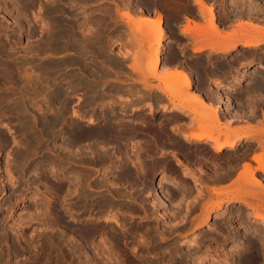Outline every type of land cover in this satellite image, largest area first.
Returning a JSON list of instances; mask_svg holds the SVG:
<instances>
[{"label": "rangeland", "instance_id": "rangeland-1", "mask_svg": "<svg viewBox=\"0 0 264 264\" xmlns=\"http://www.w3.org/2000/svg\"><path fill=\"white\" fill-rule=\"evenodd\" d=\"M52 1L57 0H0V41L2 43H8H5V47L8 53L10 52L9 54L7 53L9 58L6 64L8 66L10 64L11 66L15 62L20 69L18 70L17 65L15 63V65L13 64L16 68L13 67L14 73L11 76L15 77L16 72V78L19 77L14 80L9 75L7 77L5 73L3 74L5 69L1 71L3 67H0V264H61L63 262L68 264H134V256L132 253H137L135 254L137 256L143 250L142 247L139 249L137 247L145 246L147 242L148 244H160L162 247H174L171 250L173 252H171L172 255H178V258L185 257L186 264H211L212 258H221L224 262H227L233 251L242 248L243 245L238 241V243L231 242L232 248L227 251L226 249L208 247L205 244L211 245L213 241H232L236 238V235L243 236L249 249L248 253H243L234 260V263L242 264L244 261L252 260V264H262L264 262V224L258 223L259 226L257 225V227L251 226L253 212L239 201L240 197L246 198L247 201L255 204L257 207L261 209L263 207L262 212L264 214V199L257 200L253 197V194L258 193L257 187L255 188L254 185L250 184L253 186L251 189L249 185L245 190L242 187V190L245 191L244 195H241L244 193L242 190L238 191L240 187L237 185L239 184L237 181L227 188H215V191L212 188L203 195L202 190L199 189L197 191L198 186H193L191 180L200 182L205 177L204 170L202 168H188L183 171L184 174L190 170L193 171L185 174L186 179L183 180V183L189 186L188 212L181 218H178L176 214L170 217L166 212L167 207L163 208L165 214L160 212L157 214V211L151 212V209H149V200L152 199L149 191L153 187L151 179L157 177L155 176L157 167L153 161V152L143 151L141 146L138 147L136 145L132 148L137 149V151H129L128 145H126L127 142L125 143L124 151L114 153L108 152L106 146L109 143L106 142L93 145L92 147L88 144L89 139H85L78 146L67 144L69 138L66 132L69 127H71V130L77 129L83 132L97 131L107 118L104 114L107 116H117L124 113L123 118L120 119L121 121L129 120L128 124L135 121L140 122L148 128L147 130L140 129L145 133H150L149 129L152 127L151 116L155 113H160L161 116L164 114H175L176 117L183 115L190 118L185 128L194 123L193 121L196 115H190L183 109L166 111L164 109V100H158L155 104L137 106L134 102L127 101L132 96L121 95L118 97V94L114 95L118 98L111 97L117 105L98 104L96 105L97 109L99 108L103 111L94 115L91 114L89 112L90 107L86 104L87 89L83 88L85 84L82 85L83 87L74 90L70 82L72 78L70 74L75 71L72 67L77 65L81 70L83 69L82 76L87 75V71H90L91 68L85 71L86 63L81 58H76L77 62L67 67L62 61L74 60L70 54L71 50L51 51L50 53L49 50L45 52L40 48L43 41L45 42L50 39V31H53L54 28L53 24L52 26L50 24L53 19L52 16L48 15L47 9L52 8L53 3V6H56L58 2L59 4L62 2L60 7L63 6L61 8L66 9H63V17H70L69 12H73L75 9L76 11H82L77 14V16L82 18L79 21H84L86 19L85 14L87 13L90 15V19L103 17L101 15H95V12L110 13V25L114 27L120 25L119 28L123 29L122 33H125L124 38H126V41L128 40V45L125 40L120 39L108 42V54L101 59L107 60L106 64H110L114 59L118 61L124 59L130 69L129 76L133 77V73L138 72L142 86L147 89L161 87L164 89V86L168 85V76L167 83L164 81L167 75V69H161L159 71L158 63L154 64L153 62L154 51L161 49L163 43L162 38L160 39L159 45L155 42L150 43L148 40L150 39V34H143L139 31L138 26L142 23L141 18H146V15L137 17L134 12L131 14L129 9L123 8L122 6L118 10H100L101 7L107 6L106 3L99 4L100 2L117 0H74L75 3L71 0L73 5L71 2L64 0L66 2L65 6L63 0H58L53 3ZM201 1L203 5L208 4L206 0ZM221 1L230 3L231 6L227 7V9H233L232 7H235L236 11H240L241 9L245 13L236 16L240 21L232 31L233 33L226 34V37L229 35L232 36L234 33L238 37L247 34H257L260 39H264V22L262 21L264 19V2L262 0ZM84 2H88L86 4L87 9L77 5ZM10 10L11 12H9ZM64 10L65 13L68 10L67 14L64 13ZM126 11L129 15L131 14V20L123 17L122 13ZM222 11L226 12V8ZM206 13L204 12V23L197 24L199 25V34H202V36L205 35L204 38L207 43L211 41V44H213V38L215 37L216 39L219 37L220 42L223 40L221 43H224L227 39L225 40L223 35H218L219 33L214 24L213 9L211 8V13ZM16 15H19L17 16L18 19L15 18ZM154 21H157V19H154ZM209 21L213 23L212 28L209 26L211 29L208 27ZM206 29H209V32ZM88 30L90 29L86 26L82 27V32H87ZM48 34L49 37H47ZM141 34L144 36L142 37ZM198 45L196 44L195 46L199 48L200 46ZM8 47L13 51L9 50ZM196 47L194 48L198 50ZM236 48L240 49L244 47L237 45ZM245 48L252 51H262L264 50V45L259 47L260 49ZM32 49V52L35 54L30 52ZM38 49L41 52H36ZM140 49L143 51L141 52ZM144 50L146 53H144ZM11 53L15 54L12 56ZM31 53L33 54L32 56ZM111 55L113 56L111 57ZM136 55H139L140 59ZM138 59L140 60L139 63ZM9 61L10 63H8ZM59 64L63 66H59ZM152 72L155 73V77H152ZM3 76L6 78L4 79ZM88 76L93 77V75ZM124 80L132 82L128 78H124ZM102 81L104 83L108 82L105 79ZM90 83L95 88L102 85L101 83L98 84L92 81ZM25 85L27 86L25 87ZM57 87L61 88V93L55 97L54 90ZM94 90L98 94L102 93L101 90ZM191 92L189 86L186 89L187 94L185 93L184 97H190ZM55 98L59 102H55ZM198 98V100L196 99L195 106L207 107L206 109L208 111L206 109L201 110V107L195 110L196 113L199 114L201 111H204L207 115L209 112L207 117H212V120L214 116H218L217 120L219 125L212 122L213 126H217L218 131H225L228 134L230 130H233L231 128V122L223 121L220 117V109H222V106L218 107L210 104L212 107L210 108L209 105L207 106L208 103L206 101L201 99V97ZM93 99L98 100V98ZM64 101L67 104H62ZM5 102H8L6 106L3 105ZM186 104L190 105V102ZM5 108H9L12 118H4ZM150 108H153L155 113L148 114ZM252 108L258 109L259 107L253 106ZM198 114L196 117L199 116ZM92 115L99 119L94 125L88 124V118ZM132 116L142 118H132ZM54 120H57L56 126L54 125L55 130L45 126L46 124L50 125ZM159 122L161 125L165 121L160 118ZM209 122L211 120L208 119L207 123H204V126L209 127V124H212ZM172 124L175 123L173 122ZM22 129H27V132L22 131ZM184 130V133H189L192 129ZM198 130H192V133ZM238 130L241 129L236 128L233 131ZM245 130L249 129L246 128ZM252 130V134L255 135L254 138L257 137L264 142V120L253 125ZM220 133L223 134L224 132ZM220 136L219 140L224 138L223 135L221 138ZM254 138L251 139L252 142L250 143V139L241 138L237 143L238 146L236 145L232 149H224L230 150L228 153H224V150L216 153L212 152L207 145H212L209 141L197 145L191 143L189 147L192 150L200 151L204 157L212 161V165L215 167L209 166L206 170L210 176L233 178L242 169L231 171L228 168L224 169V165H220L221 167H219L217 164L225 160L223 154L233 156L235 154L234 151L239 150L240 147L249 148V146L253 147L258 144ZM244 139L247 143L241 146V143H243L241 141ZM90 140L101 141L96 138ZM253 149L254 147L250 149L252 156L260 153L259 147L256 150ZM23 151L29 152L27 158L20 157V154L25 153ZM253 161L245 164L250 165L252 169H256L258 163H254ZM34 173L39 174L35 175ZM176 177L180 178V175ZM255 177L260 180L262 178L264 184V174L262 172L257 170ZM161 178L167 180V175L162 173ZM246 189L248 192H246ZM247 193H250L251 196H246ZM237 195L240 197H235ZM262 197L264 198V196ZM154 200L159 206H154V208H161L162 203L159 197L157 196ZM218 204L222 205L221 208H217L218 210H216L215 206ZM180 205L181 201H178L177 208H173V211L176 212ZM161 214H164L163 218L160 217ZM105 218H116L126 228L123 230L111 222H105ZM175 221L177 222L174 223ZM196 224H199V228L196 227ZM79 227H92L95 229V234L87 241L88 245H91V250L88 249L89 252L87 251L86 254L81 250H72L77 239L70 240V242L68 241V236L58 238L60 230L65 231L70 228ZM144 230L146 234L143 235ZM194 237L198 238L199 244L197 246L191 243L195 240ZM211 237H214V239H210ZM51 239H53L52 242H54L53 245L55 247L52 250H48L49 248L44 243L51 241ZM59 243H63L65 246ZM212 245H215V243H212ZM70 246L72 247L70 248ZM121 247L126 249L123 250ZM133 248H136L135 251H133ZM127 257H130L133 261ZM52 261L55 262L53 263Z\"/></svg>", "mask_w": 264, "mask_h": 264}, {"label": "flooded vegetation", "instance_id": "flooded-vegetation-1", "mask_svg": "<svg viewBox=\"0 0 264 264\" xmlns=\"http://www.w3.org/2000/svg\"><path fill=\"white\" fill-rule=\"evenodd\" d=\"M206 1H208V4L204 3L206 6L203 4L199 5L196 0H183L182 3L179 2L175 4L165 3L161 0H132L131 2L127 3L123 2V0H117L104 1L100 2L99 4H107V6L100 8V10L103 11L110 9L118 10L119 7L122 6L123 8L129 9L131 14H133L134 12L137 17H139L140 15H146V19L151 20L157 19V14L160 13L162 15L161 28L163 30V43L160 49L158 70L160 71L161 69H167L170 71H181L188 73L191 77L190 90L193 93L194 91H200L198 92V94L200 96L202 95L201 98H203L206 103L211 102V104L213 103L218 107L222 106V109H220V117L223 121L230 120L229 122H231V128L233 130L238 127L251 129L253 125L264 120V84L252 83L257 81V78L253 80V78H255L254 76L250 74L242 75V72H251V70L253 71L255 67L259 66L264 67V50L252 51L244 47L240 49L235 48L227 52L220 50L213 51V49L211 50L207 48V45L204 46L203 43L206 41V39L202 36V34H199V29L196 28L199 26L197 24L204 23L205 20L204 12L206 13L207 10H203L202 8L206 7L208 9L209 7H211L213 9L214 24L220 36L230 34L236 28L238 22L240 21L236 17L237 11L235 7H232L233 9H227V7L231 6L230 3H226L221 0ZM262 2H264V0H262ZM87 3L88 2H84L77 5L86 8ZM224 8H226V12L222 11L224 10ZM81 12L82 11H76L75 9L73 12H70L69 19L74 33L75 35H78L79 27L81 25H85L92 31V34L89 35L88 39H86L84 43H74V45L72 44V50L70 54L74 59L80 57L88 58L89 60H87L85 64V71H87L88 68H91V70L87 71V75L82 76L81 73L83 69L81 70V68L76 65L72 67L75 71L74 73H71V75L74 77L71 80L75 81L85 77L86 79H88V81H92L98 84L101 83L102 85L97 86V88L91 86L92 88L97 89V91H102L101 94L97 93V96L94 95V98H98L97 101L93 100L96 105L112 103L117 105L113 100V98L116 97L114 96L115 94H118V97L121 95L132 96V98L127 99V101L134 102V104H136L137 106L155 104L158 101V95L160 96V94H156L157 92H154L155 89H147L142 87V82L140 81V75L138 72L133 73V77H130V69L128 67V64L125 63L124 59H121L119 61L114 59V61L110 62V64H106L107 60L101 59L106 57L108 54V42L116 41L119 39L126 41V38H124L125 33H122L123 29L119 28L120 25H117L115 27L113 25H110L111 15L107 12H95V15H101L103 17H96L94 19H90V15L87 13L85 14L86 19L84 21H79V19L82 18L80 16H77V14ZM262 21L264 22V19ZM187 26L190 29L187 28ZM213 39H215L214 42L219 43V37L218 39H216V37ZM81 40L82 39L79 38L78 42ZM198 42H200L199 46H203V49L200 51H196V49H194V47H196L195 45L198 44ZM112 56L113 55H111V57ZM74 61L77 62L76 60ZM206 64L208 66H206ZM239 71L241 72L239 73ZM88 75H93V77H89ZM239 75L240 77H238ZM124 78L131 79L132 82L126 81L124 80ZM103 79L108 80V82L104 83L102 81ZM258 79L260 78L258 77ZM193 88H195L196 90ZM152 91L154 94L152 93ZM252 91L256 93H253ZM224 92L225 94L229 93V97H227ZM224 96H226L227 99ZM256 96H259V98L257 99ZM160 97L161 98L159 99L165 100L164 98H162V96ZM224 99L226 100L227 104L225 103ZM7 103L5 102L3 105H6ZM253 106H258L259 108L253 109ZM4 110V118H12L9 108H5ZM123 116L124 115H117L113 118L119 120L123 118ZM177 117L175 114L167 115L166 120H164L165 122L161 124V126L159 124L161 114L155 113L153 114V116H151L152 127L150 129V133L142 132L140 130L141 128L145 130H147L148 128L142 123L135 121L131 123V128L134 130L131 131L130 134L125 138L116 139L113 136L111 138H107L104 141L106 143H109V145L106 146V149L109 153L124 151L126 142L129 151H137V149L132 148L136 145L138 147L141 146L143 151L153 152V161L157 167L155 170V176L157 177L151 179V184L153 185V187L149 191L152 198L151 200H149V209H151V212L157 211V214H159V212H165L163 208L157 209L154 208L151 204L160 193L157 182L160 181L162 173H164L167 175L168 184L166 185L167 188L165 187L166 191L164 190L168 198L165 201L167 203L169 202L166 212L168 215H170V217L173 214H176L178 218H181L185 215L186 212H188L187 202L189 195V186L183 183V180L186 179V177L183 176L184 170L188 168H202L204 170L205 177L201 180L202 186L201 183H197L196 185L191 180L193 186H198V189L196 190H202L203 195L212 188H227L232 186L234 183V178L227 177L222 180H214V178L209 175V173L206 171L208 167H215L214 165H212V161L204 157V155L201 154L200 151L190 149V144L182 138L183 131L190 118H187L183 115L181 117ZM132 118L142 117L132 116ZM119 122L129 123V120H123ZM173 122L175 124H172ZM176 125L179 126L176 127ZM170 126H172V128ZM242 142L243 143L241 144V146L247 143L245 139ZM89 144L92 145L95 144V142L90 140ZM207 145L208 147H210L209 144ZM257 146L258 144L253 146V150H256L258 148ZM253 147H240L239 150L234 151L235 154H233V156L223 154V158H225V160L218 163L217 165L219 167H221L220 165H224V169L228 168L231 171L240 169L243 167L244 163L253 161L254 155L252 156L250 152V149ZM228 151L230 150H224V153H228ZM253 162L255 163V161ZM178 175H180V178L176 177ZM170 183L173 187L170 185ZM174 184L176 185V188L174 187ZM178 201H181V205L175 212L173 211V208H177ZM177 221H175L174 223H176ZM210 239L213 240L214 237H211ZM231 242V240L222 242L213 241L211 242V245H205L208 247L210 246L212 248L226 249L227 251H229L232 248ZM212 243H215V245H212ZM224 246L226 247L224 248ZM141 247L144 250H141L138 254V259L135 261L136 264L187 263L184 257H172L171 246L162 247L160 246V244H149L137 247V249ZM135 249L136 248H133V251H135ZM141 252H143V254H141ZM252 262V260H249L244 261L242 264H252ZM262 264H264V262Z\"/></svg>", "mask_w": 264, "mask_h": 264}, {"label": "bare ground", "instance_id": "bare-ground-1", "mask_svg": "<svg viewBox=\"0 0 264 264\" xmlns=\"http://www.w3.org/2000/svg\"><path fill=\"white\" fill-rule=\"evenodd\" d=\"M9 1H11V0H9ZM58 1V0H57ZM57 1H52V3L53 2H57ZM61 1V0H60ZM74 1V0H73ZM132 0H123V2H125V3H127V2H131ZM161 1H163V2H165V3H170V4H175V3H182L183 1L182 0H161ZM182 1V2H181ZM2 2V1H1ZM4 2V1H3ZM63 2H64V0H63ZM67 2H71V0H67ZM185 2V1H184ZM187 2V1H186ZM196 2L199 4V5H202L203 4V2L201 1V0H196ZM62 2H60V4H61ZM65 3L66 2H64V6H65ZM74 3H75V1H74ZM164 3V4H165ZM6 4V3H5ZM4 4V5H5ZM60 4H59V2H58V4H56V6H53L54 5V3L52 4V8L50 7H48L49 9H47V11H48V15H50V16H52V21H51V26H52V24H53V31H50L51 32V36H50V39L49 38H46V39H49V40H47V41H43V43L41 44V50H44L45 52H46V50H49L50 51V53H51V51H53V52H56V51H65V50H72V44L74 45V43H84V41L86 40V39H88V37H89V35H91L92 34V31L91 30H88L87 32H82V27L83 26H85V25H81L80 27H79V33H78V35H75V33H74V30H73V28H72V26H71V22H70V19H69V17H63V9H65V8H61V7H63V6H61L60 7ZM68 4V3H67ZM71 4L73 5V3L71 2ZM70 4V5H71ZM176 5H178V4H176ZM180 5V4H179ZM182 5V4H181ZM6 7H7V5H6ZM71 7V6H70ZM203 10H208V12L207 13H211V8H202ZM66 10V9H65ZM65 10H64V13H65ZM238 10V9H237ZM5 11L7 12V10H6V8H5ZM68 11V10H67ZM67 11H66V13L65 14H67ZM128 11V10H127ZM127 11L126 12H124L122 15H123V17H125L127 20H131V14L129 15V13H127ZM9 12H11V10L9 11ZM129 12V11H128ZM70 13V12H69ZM68 13V14H69ZM10 14V13H9ZM243 14H245L244 13V11H241V9H240V11H237V15H243ZM47 15V16H48ZM17 16H19V15H16L15 16V18H17ZM67 16V15H66ZM18 19V18H17ZM211 19H212V16H211ZM67 20V21H66ZM141 20H142V23L138 26V29H139V31L141 32V33H147V34H150L149 35V38L150 39H148L149 40V42L150 43H152V42H155L157 45H159V43H160V39L162 38V35H163V30H162V28H161V20H162V15L160 14V13H158L157 14V21H154V20H150V19H146V18H141ZM130 22V21H129ZM249 24V23H248ZM46 25V24H45ZM213 27V23L212 22H210L209 21V24H208V27ZM252 26V25H251ZM195 27V26H194ZM209 27V28H210ZM253 27V26H252ZM187 28H189L188 26H187ZM196 28H198L199 29V26L198 27H196ZM210 28V29H211ZM259 28V27H258ZM190 29V28H189ZM189 29H187V30H189ZM194 29V28H193ZM33 30V29H32ZM50 30H52V29H50ZM207 30V29H206ZM209 30V29H208ZM207 30V31H208ZM138 31V33H140ZM206 32V31H205ZM209 32V31H208ZM231 33H233V32H231ZM32 34V33H31ZM146 34V35H147ZM140 35V34H139ZM142 35V34H141ZM219 35V34H218ZM236 34L234 33V35H232V36H224V39L226 40L224 43H221L223 40H222V37H221V42H220V40H219V43L218 44H216V42H212L213 44H211V41L210 42H208V43H210V44H208L207 43V41H205L204 43H203V45L205 46L206 45V43H207V45H209L207 48H209V49H213V51L214 50H220V51H230V50H232V49H235L236 48V46L237 45H242L243 47H247V48H254V49H256V48H259V47H261L262 45H264V39H260V38H253V39H251L250 40V38H251V36L250 35H244V36H242V37H238V35L237 36H235ZM2 36H4V35H2ZM144 35H142V37H143ZM205 36V35H204ZM203 36V37H204ZM208 37H209V35H207ZM249 36V37H248ZM7 37V36H6ZM47 37H49V34H48V36ZM203 37H201V38H203ZM226 37V38H225ZM255 37V36H254ZM79 38H81L82 40L81 41H79L78 42V39ZM199 38V37H198ZM4 39V38H3ZM218 39V38H217ZM147 40V41H148ZM156 40V41H155ZM212 40V39H211ZM215 40V39H214ZM6 41V40H5ZM128 41V40H127ZM126 41V44L128 43ZM130 41V40H129ZM10 42V41H9ZM135 42V41H134ZM4 43V44H3ZM1 42L0 41V67L2 66L3 67V69H1V71H3L4 69V71H3V74L5 73V75L8 77V75L10 76V77H12L11 76V74H13L14 73V70H13V67H15L14 65L16 64L15 62V64L13 65L12 63V68H11V66H10V64H9V66H8V64H6L7 63V61H8V58H9V56L7 55V53H8V51L6 50V47H5V43L6 42ZM130 43H132V42H130ZM200 42H198V44H199ZM6 44H8V43H6ZM19 44V43H18ZM128 45V44H127ZM130 45V44H129ZM132 45V44H131ZM156 45V46H157ZM200 45V44H199ZM198 45V46H199ZM14 46V45H13ZM136 46V45H135ZM9 47H11V46H9ZM8 47V48H9ZM36 47H37V45H36ZM133 47V46H132ZM139 47V46H138ZM203 47V46H202ZM201 46L199 47V48H197L198 50H196V51H200V50H202L203 48H202ZM12 48V47H11ZM31 48V47H30ZM30 48H28V49H30ZM33 48V47H32ZM35 48V47H34ZM157 48V47H156ZM159 48V47H158ZM205 48V47H204ZM218 48V49H217ZM13 49V48H12ZM12 49H10L9 48V50H12ZM22 49V48H21ZM137 49V48H136ZM149 49V48H148ZM154 49V48H153ZM195 49V48H194ZM260 49V48H259ZM141 50V49H140ZM151 50V49H150ZM149 50V51H150ZM13 51V50H12ZM26 51V50H25ZM33 51V49L30 51V52H32ZM38 51H40L39 49L36 51V52H38ZM143 50H141V52H142ZM145 51V50H144ZM159 51H160V49H159ZM159 51H158V49H156V51H154V59H153V62H154V64H157L158 63V61H159V57H158V54H159ZM204 51V50H203ZM18 52V51H17ZM41 52V51H40ZM48 52V51H47ZM137 52H138V50H137ZM140 52V51H139ZM226 52V53H227ZM10 53V52H9ZM8 53V54H9ZM21 53V52H20ZM32 53H34V52H32ZM31 53V56L33 55ZM39 53V52H38ZM144 53H146V51L144 52ZM144 53H142V54H144ZM149 53V52H148ZM151 53H152V51H151ZM150 53V54H151ZM12 54V53H11ZM15 54V53H14ZM14 54H12V56L14 55ZM35 54V53H34ZM138 54V53H137ZM141 54V55H142ZM54 55V54H53ZM133 55V54H132ZM140 55V54H139ZM139 55H136L139 59H140V56ZM152 55V54H151ZM12 56H11V58H12ZM143 56V55H142ZM147 57H149V56H147ZM81 58V60L83 61V62H85L86 63V61L87 60H89L88 58H85V57H80ZM153 58V57H152ZM215 58V57H214ZM138 59V60H139ZM16 60V59H15ZM74 60H76V59H74ZM74 60H65V61H62V62H64L66 65H67V67H69L68 65H71L72 63L74 64V63H76ZM137 60V61H138ZM142 60V59H141ZM17 61V60H16ZM77 61V60H76ZM140 62V60L138 61V63ZM152 62V63H153ZM8 63H10V61L8 62ZM18 63V62H17ZM29 64V63H28ZM208 64V63H207ZM206 64V66H208ZM17 66V69L18 70H20L19 68H18V64H16ZM35 65V64H34ZM65 65V66H66ZM140 65H141V63H140ZM37 66V65H36ZM59 66H63L62 64L60 65L59 64ZM139 66V65H138ZM153 66V65H152ZM1 67V68H2ZM15 67V68H16ZM143 67V66H142ZM141 67V68H142ZM154 67V66H153ZM212 67V66H211ZM14 68V69H15ZM20 68H21V66H20ZM41 68V67H40ZM43 68V67H42ZM247 68H249V67H247ZM13 70V72H12V70ZM23 69V68H22ZM18 70H16V71H18ZM138 70V69H137ZM188 70V69H187ZM242 70V69H241ZM22 71V70H21ZM20 71V72H21ZM25 71V70H24ZM41 71H43L42 69H41ZM164 72H165V70H164ZM241 71H239V73H240ZM18 73H19V71H18ZM167 73V75H166V80L164 79V81L166 82L167 81V79H168V85H165L164 86V89H162V88H157V89H155L154 90V92H156V91H160V93L162 94V98H164L165 100V102H164V109L167 111V110H169V111H175V110H180V109H183L185 112H188L190 115H196L197 116V114L198 113H196L195 112V110L196 109H198V108H201L202 106H195V104H196V97H201L199 94H198V92H200V91H198V92H196V91H194V93L193 92H191L192 94H191V96L190 97H188V98H186V97H184L185 96V93H186V89H188V87L190 86V84H191V77H190V75L189 74H187V73H182V72H166ZM22 74V73H21ZM152 74V77H155L156 75H154L155 73L154 72H152L151 73ZM247 74H250V75H252V76H254L255 78H253V80H255L256 78V80L257 81H255V82H252V83H255V84H264V67H262V66H259V67H255L254 68V70L252 71L251 70V72L249 71V72H247V71H243L242 72V75H247ZM15 75L17 76V74H16V72H15ZM69 75V74H68ZM71 75V74H70ZM231 75V74H230ZM16 76L14 77H12V78H14V80H16V79H18L19 77H17L16 78ZM20 76V75H19ZM67 76V75H66ZM167 76H168V78H167ZM4 77V79L6 78L5 76H3ZM9 77V78H10ZM234 77V76H233ZM238 77H240V75L238 76ZM242 77V76H241ZM258 77L260 78V79H258ZM12 78H11V80H12ZM16 78V79H15ZM22 78V77H21ZM72 78H74L73 76H72ZM71 78V79H72ZM236 78V77H235ZM3 79V78H2ZM70 79V82H71V84H72V88L75 90L76 88H81V87H83L82 85H84L85 84V86L83 87V88H85V89H87L86 90V94H87V101H86V104L90 107L89 109H90V113L91 114H96V113H98V112H101V111H103L102 109H97V107H96V104L93 102V98H94V95H96L97 96V92L91 87L92 86V84L90 83V81H88V79H86L85 77H83L82 79H79V80H75V81H72ZM10 80V81H11ZM13 80V81H14ZM25 80V79H24ZM23 80V81H24ZM85 80V81H84ZM235 80V79H234ZM9 81V80H8ZM170 81V82H169ZM239 81V80H238ZM25 82V81H24ZM12 83V82H11ZM167 83V82H166ZM170 83V84H169ZM236 83V82H235ZM247 83V82H246ZM7 84V83H6ZM13 84V83H12ZM26 84V83H25ZM61 84V83H60ZM231 84V83H230ZM234 84V83H233ZM23 85V84H22ZM237 85V84H236ZM14 86V85H13ZM27 85H25V87H26ZM192 86V85H191ZM232 86V85H231ZM238 86V85H237ZM246 86V85H245ZM20 87V86H19ZM143 87V86H142ZM12 89V88H11ZM193 89H195V88H193ZM226 89H227V87H226ZM233 89V88H232ZM5 90V89H4ZM13 90V89H12ZM196 90V89H195ZM229 90V89H228ZM54 92H55V97H57L60 93H61V88L60 87H57V88H55V90H54ZM253 92V91H252ZM21 93V92H20ZM152 93H153V91H152ZM251 93V92H250ZM253 93H256V92H253ZM252 93V94H253ZM10 94V93H9ZM14 94V93H13ZM13 94H11V95H13ZM154 94V93H153ZM187 94V93H186ZM202 94V93H201ZM224 94H225V92H224ZM260 94V93H259ZM227 97H229V93H226L225 94ZM250 95V94H249ZM263 95V94H262ZM6 96V95H5ZM14 96V95H13ZM95 96V97H96ZM155 96V95H154ZM226 96H224V97H226ZM252 96V95H251ZM12 97V96H11ZM25 97V96H24ZM23 97V98H24ZM156 97V96H155ZM213 97V96H212ZM211 97V98H212ZM227 97H226V99H227ZM254 97V96H253ZM257 97V99L259 98V96H256ZM255 97V98H256ZM262 97V96H261ZM263 97H264V95H263ZM13 98V97H12ZM28 98V97H27ZM252 98V97H251ZM254 98V99H255ZM15 99V98H14ZM14 99H13V101H14ZM56 100H55V102H59L58 101V99L57 98H55ZM201 99H203V98H201ZM158 100H160V101H162L161 99H159L158 98ZM225 100V99H224ZM230 100V99H229ZM3 101V100H2ZM5 101V100H4ZM8 101V100H7ZM10 101V100H9ZM12 101V100H11ZM94 101H96V100H94ZM15 102V101H14ZM187 102H190V105L188 104H186ZM229 102V101H228ZM3 103V102H2ZM7 103V102H6ZM225 103H226V100H225ZM13 104V103H12ZM62 104H67V102L65 103V101L62 103ZM114 103H112V105H113ZM210 104H211V102L209 103L208 102V104H207V106L209 105L210 106ZM213 104V103H212ZM211 104V105H212ZM227 104V103H226ZM23 105V104H22ZM98 105V104H97ZM101 105H106V104H101ZM109 105V104H108ZM203 105V104H202ZM204 105H206V104H204ZM6 106V105H5ZM12 106V105H11ZM14 106V105H13ZM16 106V105H15ZM8 107V106H7ZM215 107V106H214ZM229 107H230V105H229ZM207 108V107H206ZM206 108H203L202 107V109L201 110H205ZM210 108H212L211 106H210ZM14 109V108H13ZM97 109V110H96ZM24 110V109H23ZM21 111V110H20ZM206 111H208L207 109H206ZM11 112V111H10ZM14 113H15V111H14ZM23 113H25V112H23ZM153 113H155V111H154V109L153 108H150L149 110H148V114H153ZM209 113V112H208ZM208 113H207V115H206V112H204V111H201L198 115V117H196L195 116V119H194V123H192V125H189L187 128H185V129H192V130H194L195 131V129H199L197 132H194V133H192V130L189 132V133H184V131L183 130H181V131H183V134H182V138L187 142V143H189V144H201V143H204L205 141H209V142H211L212 143V146L210 145V149L212 150V152H214V153H216V152H220V151H222V150H224V149H232V148H234L236 145H237V143H238V141L241 139V138H248V139H250V142H252L251 141V139H253L254 137H255V135H253L252 134V132H253V130H247L246 132H243V134H240V132H237V131H231L230 130V132L228 131V129H227V131L229 132L228 134H230V135H228L225 131H218V128H216L215 127V125L213 126V123L214 124H218V120H217V118H218V116L216 117V116H214V118H213V120L211 119V118H209V117H207L208 116ZM27 114V113H26ZM124 114V113H123ZM123 114H121V115H123ZM15 115V114H14ZM93 115L92 116H90L89 118H88V124H90V125H94L95 123H96V121H98L99 119L96 117H93ZM16 116V115H15ZM104 116L105 117H107L106 119H105V121H104V124H102V126H101V128H99L97 131H88V132H83V131H81V130H71V127H69L68 128V130H67V132H66V135L68 136V142H67V144H69V145H74V146H78V144H80V143H82L85 139L87 140V139H89V141H90V139H93V138H96V139H100L101 141H97V140H92V141H94L95 142V144H92L91 145V147L93 146V145H96V144H99V143H103V142H105L104 140H106L107 138H111V137H115L116 139H122V138H125L126 136H128L129 134H130V132L131 131H133L134 129H132L131 128V126H129V125H131V123L130 124H128V123H121V122H119V120H117V119H114L113 117H115L114 115H111V116H107L106 114H104ZM18 117V116H17ZM167 117V114H164V115H162L161 116V118H162V120H166L165 118ZM233 118V117H232ZM57 119V118H56ZM208 119L209 120H211V122H209V123H212V124H209V127H207V126H204V123H207V121H208ZM232 120V119H231ZM121 121V120H120ZM230 121V120H229ZM53 123H51L50 125H48V124H46L45 126H47V128H52V129H54V127L56 126L55 124L57 123V120H54V121H52ZM17 123V122H16ZM120 123V124H119ZM128 124V125H127ZM22 125V124H21ZM27 125V124H26ZM55 125V126H54ZM144 125V124H143ZM180 125V124H179ZM178 125V126H179ZM182 125V124H181ZM211 125V126H210ZM219 125V124H218ZM24 126V125H23ZM28 126V125H27ZM177 125H176V127H178ZM187 126V125H186ZM16 127V126H15ZM44 127V126H43ZM171 128H172V126H170ZM219 127V126H218ZM23 128V127H22ZM26 128V127H25ZM29 128V127H28ZM45 128V127H44ZM173 128H175V127H173ZM224 128V127H223ZM229 128V127H228ZM151 129V128H150ZM149 129V130H150ZM24 129H22V131H23ZM55 130V129H54ZM57 130V129H56ZM174 130V129H173ZM226 130V129H225ZM21 131V130H20ZM27 132V129L26 130H24V132ZM45 131V130H44ZM162 131H163V129H162ZM178 131V130H177ZM46 132V131H45ZM49 132V131H48ZM47 132V133H48ZM69 132V133H68ZM171 132V131H170ZM180 132V131H179ZM220 132H224L223 134L222 133H220ZM68 133V134H67ZM182 133V132H181ZM226 133V134H225ZM23 134V133H22ZM49 134V133H48ZM47 134V135H48ZM56 134V133H55ZM160 134V133H159ZM164 134V133H163ZM20 135V134H19ZM175 135V134H174ZM223 135L224 136V138L222 139L221 138V136ZM49 136H50V134H49ZM56 136V135H55ZM54 136V137H55ZM219 136H220V138H221V140H219ZM0 137H1V135H0ZM25 137V136H24ZM180 139V138H179ZM254 139H256V141L258 142V146L257 147H259L260 148V153H258L257 155H254V157H253V160L256 162V163H258V167L256 168V169H252L251 167H250V165H248V164H245L244 163V165H243V170L241 171V173L239 174V177H238V181H237V183H239V184H237L239 187V190L238 191H241L243 188L242 187H244V190H245V188H247V186L249 185L250 186V189L253 187L252 185H254L255 186V188L257 187V190H258V193H256V194H253L254 196V198L255 199H257V200H262V199H264L263 197L261 198V196H264V184H263V182H262V178H261V180L260 179H258L257 177H255V172L258 170L259 172H262L263 174H264V142L263 141H261L260 139H258L257 137L256 138H254ZM244 141V140H243ZM246 141V140H245ZM30 142V141H29ZM242 142V141H241ZM30 143H32V142H30ZM88 144H89V142H88ZM242 144V143H241ZM90 145V144H89ZM258 149V148H257ZM27 150V149H26ZM29 151V150H28ZM22 152V151H21ZM23 152H25V153H22V154H20V157L21 158H27L29 155V152H26V151H23ZM19 156V155H18ZM19 157V158H20ZM20 158V159H21ZM22 160V159H21ZM23 160H25V159H23ZM205 163V162H204ZM228 170H230V169H228ZM35 171V170H34ZM190 173L191 172H193V171H189ZM189 172H187V173H185V174H188ZM37 173V172H36ZM35 174V173H34ZM39 174V173H38ZM38 174H35V175H38ZM185 174H183V176L185 177ZM223 174V173H222ZM53 175V174H52ZM211 177H213V176H211ZM192 178H193V175H192ZM208 178V177H207ZM214 178V180L215 179H217V180H221V178L222 177H213ZM194 179H196V178H194ZM209 179V178H208ZM223 179V178H222ZM193 181V180H192ZM191 181V182H192ZM206 181H207V179H206ZM240 181H242V182H240ZM196 185H197V183H200V182H195V180L193 181ZM217 182V181H216ZM251 182V183H250ZM158 184V189H160V193H159V190H158V193H159V195H158V197H159V199H160V201H161V203H162V206H161V208H164V207H167V205H168V203L165 201L166 199H168L167 198V196H166V193H165V187H166V185H168L167 184V180L165 179V178H161L160 179V181L159 182H157ZM172 183V182H171ZM171 183H170V185H171ZM175 183V182H174ZM204 183H205V181H204ZM206 184H207V182H206ZM244 184V185H243ZM250 184H252V185H250ZM203 185H205V184H203ZM235 185H236V183H235ZM234 185V186H235ZM172 186V185H171ZM176 185L174 184V187H175ZM201 186H202V183H201ZM206 186H208V185H206ZM248 186V187H249ZM169 187V186H168ZM173 187V186H172ZM167 188V187H166ZM171 188V187H170ZM169 188V189H170ZM176 188V187H175ZM204 188V187H203ZM212 188V187H211ZM235 188H237V186H235ZM172 189V188H171ZM165 190V191H164ZM174 190H176V189H174ZM244 190H242L244 193H242L241 195H244L245 194V191ZM214 191H215V189H214ZM246 192H248L247 191V189H246ZM1 195V194H0ZM239 195V194H238ZM238 195L237 196H235V197H238ZM247 195H250V193H247L246 194V196ZM251 196V195H250ZM170 197V196H169ZM234 197V196H233ZM232 197V198H233ZM240 197V196H239ZM238 197V198H239ZM244 197V196H243ZM234 201V200H233ZM239 201L240 202H242L247 208H249V209H251V211L253 212V221H252V224H251V226H254V227H257V225H258V223H263L264 224V214H263V207H262V209L260 208V207H257L255 204H252V203H250L249 201H247V199L246 198H242V197H240L239 198ZM256 202V201H255ZM232 203V202H231ZM236 203V202H235ZM256 203H259V202H256ZM263 203V202H262ZM152 204H153V207L154 206H158V204L155 202V200H154V202H152ZM234 204V203H233ZM264 204V203H263ZM221 205L222 204H218V205H216L215 206V208H216V210H218L219 208H221ZM226 205V204H225ZM238 205V204H237ZM242 205V204H241ZM227 206V205H226ZM233 206V205H232ZM243 206V205H242ZM244 206V207H245ZM159 207V206H158ZM225 207V206H224ZM168 208V207H167ZM218 208V209H217ZM225 209V208H224ZM164 214H165V212H164ZM163 214V215H164ZM162 214H161V216L160 217H164ZM60 217H61V215H60ZM163 220V219H162ZM77 222V221H76ZM105 222H111V223H113L115 226H118V227H120V228H122L123 230L126 228L125 226H124V224L122 223V222H120V220H118V219H116V218H113V219H109V218H105ZM198 225L199 224H196V227H198ZM259 226V225H258ZM72 227V226H71ZM137 227V226H136ZM199 228V227H198ZM253 228V227H252ZM66 229V228H65ZM138 229H139V226H138ZM147 229V228H146ZM145 229V230H146ZM137 230V229H136ZM145 230H144V233H143V235L144 234H146L145 233ZM254 230H255V228H254ZM59 237L58 238H61V237H65V236H68V238H69V240L68 241H70V240H76L75 241V245H74V247H72V246H70V248L72 247V250L73 251H75V250H81V251H83V253L84 254H86V252L88 251L89 252V250L88 249H90L91 248V245L89 244L88 245V243H87V241H89L90 240V238L93 236V234H95V229L94 228H92V227H79V228H70V229H68V230H60L59 231ZM141 236H142V234H141ZM141 236H140V238H141ZM199 236V235H198ZM197 236V237H198ZM148 237H150V236H148ZM195 238V240L194 241H190L192 244H194V245H198L199 243H198V238ZM236 238H234L233 240H232V243H236L237 241L239 242V243H241L243 246H242V248H240V249H237V250H235V251H233V253H232V255L229 257V260L227 261V262H224V260H222L221 258L220 259H218V258H212V262H211V264H236V263H234L235 261V259H237L239 256H241L243 253H245V252H247L248 253V249H249V247L246 245V240L243 238V236L242 235H236L235 236ZM245 237V236H244ZM142 238H143V236H142ZM54 239V238H53ZM53 239H51V241H47L46 243H44V244H46V246H47V248H49L48 250H52L53 249V247H55L53 244H54V242H52L53 241ZM153 239V238H152ZM152 239H151V241H152ZM64 240H67V239H64ZM150 240V239H149ZM66 242V241H65ZM71 242V241H70ZM152 242H154V241H152ZM152 242H150V243H152ZM237 242V243H238ZM64 243V242H63ZM60 244V245H64V244ZM69 243V242H68ZM73 243V242H72ZM66 244V243H65ZM147 245H149L148 244V242H147ZM57 246L59 247V245L57 244ZM65 246V245H64ZM69 247V246H68ZM123 247V246H122ZM121 247V249H126V248H122ZM69 248V249H70ZM146 248V247H145ZM174 248V247H173ZM172 248V246H171V250L173 249ZM67 249V248H66ZM143 249V248H142ZM91 250V249H90ZM93 250V249H92ZM130 250V249H129ZM128 250V251H129ZM144 250V249H143ZM72 251V252H73ZM53 252V251H52ZM172 252V251H171ZM50 253V252H49ZM80 253V252H79ZM82 253V254H83ZM127 253H129V252H127ZM173 253V252H172ZM133 254V256H134V264H136V260L138 259V255L136 256L135 254H137V253H135V252H133L132 253ZM141 254H143V252H141ZM122 255H124L123 253H122ZM129 255L131 256V254L129 253ZM120 256H121V253H120ZM125 256V255H124ZM172 257L173 258H178V255H172ZM218 257V256H217ZM127 258H130V257H127ZM180 258V257H179ZM182 258V257H181ZM185 258V257H184ZM47 259V258H46ZM123 259V258H122ZM131 259V258H130ZM210 259V258H209ZM132 260V259H131ZM130 260V261H131ZM46 261H48V260H46ZM133 261V260H132ZM131 261V262H132ZM53 262V261H52ZM55 262V261H54ZM53 262V263H54ZM44 264H48V263H44ZM50 264H52V263H50ZM55 264V263H54ZM61 264H68V263H61ZM238 264V263H237Z\"/></svg>", "mask_w": 264, "mask_h": 264}, {"label": "crops", "instance_id": "crops-1", "mask_svg": "<svg viewBox=\"0 0 264 264\" xmlns=\"http://www.w3.org/2000/svg\"><path fill=\"white\" fill-rule=\"evenodd\" d=\"M151 20V19H150ZM236 36V35H235ZM250 36H251V38H250V40L251 39H253V38H260V37H258L257 36V34H250ZM255 36V37H254ZM249 37V36H248ZM203 48V47H202ZM166 72H178V71H170V70H167ZM179 72H181V71H179ZM182 73H186V72H182ZM188 74V73H187ZM162 88V87H161ZM163 89V88H162ZM157 92V93H156ZM155 93L156 94H160V96H162V94L160 93V91H156ZM159 95H158V97L159 98H161ZM163 97V96H162ZM196 99L198 100L199 98L198 97H196ZM197 100H195V101H197ZM239 129H241V130H238L237 132H240V134H243V132H246L247 130H245L243 127H238ZM243 130H245V131H243ZM249 130H252V128L251 129H249ZM244 165V164H243ZM244 168V167H243ZM243 168H240L239 170H243ZM241 170V171H242ZM241 171L235 176V177H233L234 178V182H236V181H238V177H239V174L241 173ZM223 179H225V177H222ZM222 178H221V180H222Z\"/></svg>", "mask_w": 264, "mask_h": 264}]
</instances>
